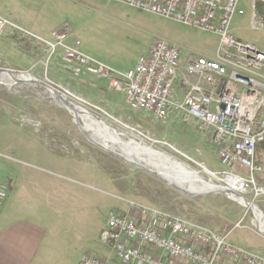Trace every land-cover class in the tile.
<instances>
[{
	"label": "rangeland",
	"instance_id": "rangeland-1",
	"mask_svg": "<svg viewBox=\"0 0 264 264\" xmlns=\"http://www.w3.org/2000/svg\"><path fill=\"white\" fill-rule=\"evenodd\" d=\"M45 5L35 9L32 31L16 26L51 41L52 30L67 24L72 30L68 42L79 41L82 54L120 72L135 65L155 40L176 46L183 59L190 55L213 57L219 42L212 33L114 1L46 0ZM251 13L252 0H238L230 31L237 41L263 49L264 30L252 26ZM260 16L264 19V14ZM18 35L10 27L0 35V69L28 74L87 101L96 109L83 108L113 130L164 153L197 172L206 183L226 186L225 169L216 150L194 122H183L178 113L156 121L147 113L132 110L124 94L107 90L99 80L73 79L62 66L61 53L48 59L43 46ZM8 80L4 76L0 85V170L6 165L20 173L15 202L30 201L31 206L36 205L41 223L59 226L53 234L70 247L73 256L107 254L100 235L109 212L123 207L124 199L180 217L226 237L236 249L264 257V238L253 230L250 213L237 202L226 196H185L124 164L88 141L72 115L42 88L9 87L4 82ZM256 160L263 172L255 174V179L263 184L264 152L259 151ZM244 197L264 215V196Z\"/></svg>",
	"mask_w": 264,
	"mask_h": 264
},
{
	"label": "built area",
	"instance_id": "built-area-1",
	"mask_svg": "<svg viewBox=\"0 0 264 264\" xmlns=\"http://www.w3.org/2000/svg\"><path fill=\"white\" fill-rule=\"evenodd\" d=\"M107 1L216 35L219 42L214 56L183 59L176 46L159 39L132 69L120 72L82 54L79 41L67 45L72 33L67 24L52 32L51 41H45L0 17V35L10 27L23 39L43 46L48 59L61 50L62 66L73 79L104 82L107 90L124 94L130 109L156 121L181 114L183 122H194L206 136L225 169L224 179L231 177L240 183V195L264 196V183L255 179V174L263 172L256 160V146L264 143V48L232 36L230 26L238 0ZM262 14L264 0H252L255 29L264 30ZM64 93L81 107L96 109ZM10 188L9 180H0V206ZM122 204L109 212L100 235L110 257L83 255L80 264H264V257L232 247L218 233L134 201L123 199Z\"/></svg>",
	"mask_w": 264,
	"mask_h": 264
},
{
	"label": "crops",
	"instance_id": "crops-1",
	"mask_svg": "<svg viewBox=\"0 0 264 264\" xmlns=\"http://www.w3.org/2000/svg\"><path fill=\"white\" fill-rule=\"evenodd\" d=\"M45 4L46 0H0V17L13 25L31 30V25L36 22L32 17L35 16V9L40 5L46 7ZM56 29L57 27L52 32ZM69 38L66 44L73 46L74 44L68 42ZM58 53H61V50ZM133 67L134 65L128 70ZM0 175V180L11 182L7 200L0 206V264H80L83 255L79 258L73 256L70 247L63 245L57 235L53 234L59 230V226L46 227L41 223L36 205L31 206L30 201L15 202L20 173H15L12 168L3 165ZM3 175L6 177L2 178ZM217 198L223 196L216 195ZM105 250L107 254L100 253L94 258H109L111 253L106 245Z\"/></svg>",
	"mask_w": 264,
	"mask_h": 264
},
{
	"label": "water",
	"instance_id": "water-1",
	"mask_svg": "<svg viewBox=\"0 0 264 264\" xmlns=\"http://www.w3.org/2000/svg\"><path fill=\"white\" fill-rule=\"evenodd\" d=\"M0 72H6L10 75L9 80L4 81L9 85V87L33 85L42 88L60 107L67 110L72 115L74 124L77 126L81 134L85 138H87L88 141H90L93 145L97 146L106 153L118 158L124 164L143 171L144 173L154 177L158 181L164 183L168 187L178 191L179 193L185 196L208 197L213 195H222L237 202L250 213L251 226L256 233H259L258 223L261 220L264 222V215L256 207V205H254L253 201L248 200L242 195L234 193L229 189L228 186H209L208 184H204V182H199L187 178L185 179L183 178V176L179 177L177 174L173 175V169L175 166L174 162L170 163L164 158H158L157 160H154L152 159V156L147 155L146 157H141V155L134 154L121 146L113 145L112 147L107 148L97 144L96 142L92 141L90 137L87 136V133H92L93 131L88 130L86 128V125H89V123L87 122V119L89 117L100 120L99 118L92 115L88 110L70 100L61 90L49 85L46 82L31 78L28 74H25L27 75V77H24L25 75L23 74L11 72L9 70L0 69ZM1 84L2 81L0 80V85ZM101 122L104 123L103 121ZM153 151H155L157 154H164L156 150ZM208 175L218 181V177H216L214 174L208 172Z\"/></svg>",
	"mask_w": 264,
	"mask_h": 264
},
{
	"label": "bare ground",
	"instance_id": "bare-ground-1",
	"mask_svg": "<svg viewBox=\"0 0 264 264\" xmlns=\"http://www.w3.org/2000/svg\"><path fill=\"white\" fill-rule=\"evenodd\" d=\"M4 76L9 77L10 75L6 72H0L1 81ZM24 77H27V75H25ZM87 122L89 123V125L86 126V128L88 130L93 131L92 133H90L91 134L90 139L96 142L97 144L103 147H107V148L112 147L113 145L121 146V147H124V149L131 151L134 154L141 155V157H146L147 155L152 156L153 157L152 159L154 160H157L158 158L160 159L164 158L170 163L174 162L175 166H174L173 171L175 173L173 172V175L177 174L179 177L183 176V178L185 179L187 178V179L196 180L199 182H204L201 179V176L197 172L189 169L188 167L184 166L181 163H176L173 159L169 158L166 155L159 154V153L157 154L151 148L144 145L140 140L138 141V140H135L134 138H129L125 134H122V133H119L113 130L111 127H109L105 123H102L100 120H94V119L88 118ZM224 182L227 184V186L229 187L231 191H233L236 194H239L238 191L240 188V183L235 178L227 177L224 179ZM204 184H208L209 186H214L213 184L206 183V182H204ZM258 226H259L258 232L260 234L259 233L257 234L264 238V222L262 220L259 221Z\"/></svg>",
	"mask_w": 264,
	"mask_h": 264
},
{
	"label": "trees",
	"instance_id": "trees-1",
	"mask_svg": "<svg viewBox=\"0 0 264 264\" xmlns=\"http://www.w3.org/2000/svg\"><path fill=\"white\" fill-rule=\"evenodd\" d=\"M259 151H260V152H264V143L258 144V145L256 146V154H257Z\"/></svg>",
	"mask_w": 264,
	"mask_h": 264
}]
</instances>
